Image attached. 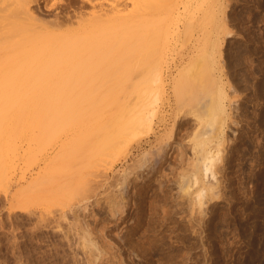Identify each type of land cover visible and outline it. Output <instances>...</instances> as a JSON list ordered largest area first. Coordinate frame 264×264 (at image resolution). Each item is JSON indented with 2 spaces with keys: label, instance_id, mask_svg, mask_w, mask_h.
<instances>
[{
  "label": "rangeland",
  "instance_id": "374dc122",
  "mask_svg": "<svg viewBox=\"0 0 264 264\" xmlns=\"http://www.w3.org/2000/svg\"><path fill=\"white\" fill-rule=\"evenodd\" d=\"M36 1L31 10L37 26L60 33L79 32L82 27L90 31L98 23L115 25L109 19L116 7L124 16L122 22L133 21L138 14L134 8L138 0ZM181 2L188 8L177 19L172 14L173 4L177 7ZM198 3L150 0L140 15L147 17L142 16L148 25L143 31L144 41L149 42V54L160 63L164 77L171 72L177 76L181 68L192 69L183 73L182 83L187 87L193 86V80L196 85L198 79L208 78L201 71L204 51L190 60L196 41L201 38L209 50L214 47L216 75L228 97V120L214 178L202 179L212 191H207V197L204 194L201 206L193 199H179L171 181L172 173H176L173 169L184 166L189 155L178 126L172 124L173 111L160 110L159 118L165 117L169 124H156L154 134L129 138L127 156L93 157L90 163L81 152L76 156L82 158L70 159L73 135L69 130L58 138L49 137L23 120L15 134L11 132L9 147L0 154V264H264V0H213L206 11ZM100 14L102 19L109 17L108 21L97 19ZM129 58L123 61L122 69L129 73L124 99L130 102L138 70ZM180 58L184 62L177 68ZM125 65L130 66L127 69ZM167 89L170 93L171 81ZM186 90L185 97L191 89ZM14 114L18 117L19 112ZM173 146L177 151V146L180 148L181 155H173ZM156 152L158 156L168 155L160 161L154 157ZM141 155L148 159L145 164ZM138 163L145 165L141 171ZM67 164L81 166L76 170L71 167L70 173ZM59 166H66L65 170ZM57 172H61L59 176ZM90 249L96 253L91 254Z\"/></svg>",
  "mask_w": 264,
  "mask_h": 264
},
{
  "label": "bare ground",
  "instance_id": "6f19581e",
  "mask_svg": "<svg viewBox=\"0 0 264 264\" xmlns=\"http://www.w3.org/2000/svg\"><path fill=\"white\" fill-rule=\"evenodd\" d=\"M146 1L149 2L150 0H138L135 2V6H137L134 8H137L138 14L137 18L133 17V19L135 18L133 21L126 20L122 22L124 16L119 14V10L116 7V10L113 9L111 11L112 16L108 13L110 15L109 20L113 23L115 22V25L110 21L109 23L112 25L107 27L105 26L107 24L98 23L95 29H91L92 31H89L88 28H86L87 31L86 29L82 30L85 28L82 27L80 31L78 30L79 32L66 31L60 33L47 30L49 28L44 29L37 26L35 21L37 18L35 19L34 11L31 10L34 2H37L36 0H0V154L9 147L8 141L12 136L11 132L15 134L17 125L24 120L26 124L38 128L40 135H49V137L56 135L55 137H57L58 134L69 130L68 132L73 135L72 142L70 141V150L67 149L70 152V159L72 157H77L75 159L82 158L81 155L79 157L76 156L80 152L88 157L85 158L86 161L88 159V162L93 157L110 156L108 158H111V156H114L117 158L119 156H127L129 138L154 134L157 127L155 126L156 124L158 126L159 123H161V126L169 124L165 117L159 118L160 110L162 109L165 113L173 111V118H170H172L174 123L177 122L176 124H179H172L176 127L178 126V131L181 133V135H178L182 137L184 143L186 142L189 155L184 158L186 161L183 163L184 166L180 167L181 170L180 168L179 170L173 169L176 173H172L171 177L173 180L171 181H174V187L179 199L180 197H184L186 200L193 199L192 202L200 207L204 194L208 190L212 191L211 187H209L210 185H206L202 179L209 176L214 178V168L220 159L221 141L228 120V97L222 87L220 77L216 75L214 47H210L211 49L209 50L208 47L200 42L201 38L196 41L194 46L195 54L190 57V60L193 56L197 57L200 51H204L205 57L203 56L201 71L208 78H195L199 80L197 84L195 85L196 80H193L192 85L195 86L188 85L187 87L185 86L186 84L182 83L184 82L186 67L179 69L177 76L173 77L171 72L168 77H164L160 63H156L154 55L149 54L151 53L149 50L151 51L152 49L148 50L149 42H146L147 40L144 41L146 32L144 33L143 31L148 25L144 22L142 17L144 15L141 16L140 13L142 14V12L146 11V9L143 10L147 3ZM212 1L199 0L198 7L202 9V6H204L206 11ZM68 2L71 4L75 0H68ZM180 4L177 7L176 4H173L172 14L177 19L182 17L188 8L186 3L181 2ZM134 8L133 11L131 10L132 12H136ZM96 14H93V16ZM127 14L131 16L129 12ZM104 18L108 21L107 18L109 17ZM104 18L102 19L100 14L97 19L105 20ZM95 22L101 23L100 20H95ZM154 45L153 47H155ZM128 56L134 62V69L138 70L136 73L138 78H136L137 80L134 81L130 89V92L134 94L130 102L124 99V95L127 92L125 83L129 79V73L127 70L122 69L123 61L125 58L128 59ZM182 62H184L182 58L177 61V68L181 66ZM125 66L128 69L130 65ZM189 70L192 69L189 68ZM189 70L186 72H189ZM196 75L195 77H197ZM170 81L171 92L169 93L167 82L170 83ZM186 88L193 91V93L191 90L189 91L188 96L190 98L188 101V96H186L187 99L184 101L186 98L184 93L186 95L188 93ZM182 96L185 98L182 99ZM17 112H19L18 117H15L14 113ZM177 118H179V121ZM13 120H16V122L14 123ZM12 121L13 124L11 125L13 128L9 127ZM170 129L172 130V127ZM168 131L171 132L170 130ZM180 136L178 137L181 139ZM175 138L173 137V141ZM177 142H174V144L171 142V144H178ZM179 142L181 144V140ZM168 145L164 144L163 146ZM160 147L162 148V146ZM171 147L169 149H172ZM177 148L178 151L176 147L173 148V155L175 152L181 155L179 152L180 148L178 146ZM161 152L163 153V151ZM156 154H154V157H160V161H162L165 160L167 153L160 156H158L159 152H156ZM144 155L146 156V154ZM147 155L150 159L154 158L151 157L153 154ZM140 158L145 159L143 155ZM169 158L168 160L170 161ZM174 158L176 160L183 159L182 156L180 158L175 156ZM174 158L172 159L174 160ZM144 159L142 162H145L147 157ZM139 160L137 161L140 162ZM160 161H158L159 164L161 163ZM153 162L157 165L156 160H153ZM92 164H87V167ZM138 164H140L137 166L140 167L141 171L143 168H141L142 163ZM69 165L65 166L66 169ZM77 165L79 166V164ZM77 165L73 164L74 167H69L67 171L71 173V169L75 168L73 170H76V168L81 166V164L79 167ZM59 167L63 168L61 170H65L64 166ZM148 168L154 169L152 166ZM148 171L146 172L148 173ZM63 173L64 171L61 174L63 175ZM169 174L166 175L168 176ZM166 175L164 176L166 177ZM140 180L142 181V178ZM162 188L164 189L165 185ZM124 192L126 191L124 190ZM207 195L205 196L207 197ZM173 200L176 201L175 199ZM174 205L177 206L176 204ZM85 234L88 236L87 232ZM82 236H84L83 233ZM83 244L82 246H84ZM92 251H90L91 254ZM91 258L93 259V257Z\"/></svg>",
  "mask_w": 264,
  "mask_h": 264
}]
</instances>
